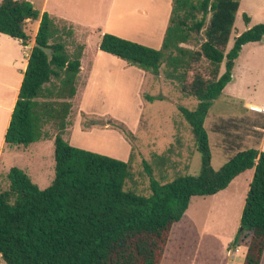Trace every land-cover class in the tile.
I'll use <instances>...</instances> for the list:
<instances>
[{
  "label": "trees",
  "instance_id": "obj_1",
  "mask_svg": "<svg viewBox=\"0 0 264 264\" xmlns=\"http://www.w3.org/2000/svg\"><path fill=\"white\" fill-rule=\"evenodd\" d=\"M239 8L240 0H172L159 49L109 32L102 36L101 51L147 73L163 72L184 97L198 100L194 109L184 105L178 109L201 153L200 173L156 179L153 165L166 175L173 164L172 146L155 154L152 162L144 161L150 193L142 194L127 188L136 179L133 152L124 161L75 147L64 138L86 48L76 42L74 26L41 13L29 0L0 1V33L27 46V20L40 19L36 44L53 49L49 59L33 47L5 142L29 147L54 140L55 146V177L49 187L40 188L18 167L8 173V187H0V264H162L172 228L183 219L192 199L214 196L252 169L241 230L232 247H247L244 264L262 263L264 151L242 150L215 170L205 128L214 101L233 81L244 46L264 39L260 23L238 35L228 50ZM244 20L249 25L247 14ZM176 150L179 154L181 149Z\"/></svg>",
  "mask_w": 264,
  "mask_h": 264
},
{
  "label": "rangeland",
  "instance_id": "obj_2",
  "mask_svg": "<svg viewBox=\"0 0 264 264\" xmlns=\"http://www.w3.org/2000/svg\"><path fill=\"white\" fill-rule=\"evenodd\" d=\"M38 1L34 2L37 6ZM80 1L87 8L93 0ZM150 3L151 0H106L104 10L91 14L97 16L95 20L102 31L106 29L159 49L164 37L161 30L169 22L172 4L159 0H154L153 6ZM134 5L146 6L148 10L136 11ZM244 14L251 19L249 26ZM106 23H109L107 28ZM260 23H264V0H240L228 50L238 35ZM37 28V22L26 25L29 44L33 47ZM86 30V27H78L75 35L76 42L85 44L86 48L78 93L72 100L73 109L64 138L75 147L124 161H128L133 152L136 179L129 182L127 188L142 194L150 193V176L144 161L152 162L155 154L172 146L175 149L171 153L173 164L166 175L153 165V176L168 181L178 174L198 175L201 153L188 122L178 109L179 105L194 109L198 100L184 97L178 84L166 79L163 72L158 76L147 73L101 51L98 29L90 38L82 35ZM95 62L96 73L89 82ZM224 70L223 67L222 73ZM2 72L0 68V79ZM233 73L234 80L214 101L205 121L215 170L224 167L242 150L264 151L261 132L254 130V126L264 127V113H251L261 111L257 109L261 106L248 104V101L264 103V41L244 46ZM148 95L162 96V99L151 101ZM26 148L30 153H22L12 167H21L34 183L46 189L55 177L53 143L50 147L49 143L37 142ZM176 149H181L179 154ZM253 178L254 170H249L223 192L194 197L183 219L172 228L162 264H244L247 247L234 249L232 244L241 230V217ZM4 180L0 182L2 189L8 187V180ZM261 264H264V256Z\"/></svg>",
  "mask_w": 264,
  "mask_h": 264
},
{
  "label": "crops",
  "instance_id": "obj_3",
  "mask_svg": "<svg viewBox=\"0 0 264 264\" xmlns=\"http://www.w3.org/2000/svg\"><path fill=\"white\" fill-rule=\"evenodd\" d=\"M29 1H31L35 5V7L40 10L41 13L48 12L50 13V15H52L55 18L67 20L69 23H71L74 26L75 32L77 34H78V27L80 28L86 27L87 28L86 32L82 34L85 38H90L91 35L95 31H97V29H98V32H100V36H101L100 40L102 36L105 33H107L106 29L102 31L101 28H98V23H96V20H95L97 16L94 15V13L91 14L94 11L104 10L106 0H93L91 5L87 8H84V6L81 5L82 3L80 0H39L38 6L36 5V3H34L35 0H29ZM114 1L115 0H113V2ZM153 1L154 0H151V3H153ZM159 2H165L167 5H169L170 3L172 4V0H159ZM151 3H150V6H153V4ZM85 4L87 5V2H85ZM134 6H135L136 11L141 10V12L145 13L148 10V8L143 5H134ZM168 19H170L169 16H168ZM30 22H37L38 24V28H37L35 38H34V43L36 44L35 40H36V36L39 30L40 19L37 21L27 20V23H30ZM108 26H109V23L108 25L106 23L105 27L107 28ZM167 26L168 24H165V26L161 30V36L165 35ZM248 28H251V27H248ZM262 41H264V39ZM261 42H257V43H261ZM250 44H254V43H250ZM32 49H33V46H31L30 44L25 46L23 45L21 40L13 38L9 35L0 33V68L3 69V72H2L3 75L0 79V88H1L0 89V93H1L0 94V182H5L4 179H7V175L10 172V171L8 172V170L9 169L11 170L13 168L12 164L18 163L16 159L19 156H21L22 153H25L24 155L30 153V151H27L30 149L26 147L8 146L5 142V137H6L8 128L10 126V122H11V118H12L15 105L19 97L20 88L24 80L25 72L28 67V62H29V58L32 53ZM95 65L93 64V66L91 67V77L89 79V82L92 81L93 79L92 76H94V74L96 73V67H97L96 62H95ZM130 67H133V66H130ZM233 80H234V73H233ZM250 103L260 105L261 107H259V109L264 108V103L248 101V104ZM251 113H255L257 115L259 113L260 114L264 113V110L257 111V112L253 111ZM254 130L255 131L259 130L261 132L260 141H263L264 140V127L254 126ZM39 143H49L50 147L52 146V143H53V147L55 149L54 140H45V141H40ZM5 170H7L8 173L4 174L3 171ZM238 177H236L231 182V184L235 182Z\"/></svg>",
  "mask_w": 264,
  "mask_h": 264
},
{
  "label": "water",
  "instance_id": "obj_4",
  "mask_svg": "<svg viewBox=\"0 0 264 264\" xmlns=\"http://www.w3.org/2000/svg\"><path fill=\"white\" fill-rule=\"evenodd\" d=\"M35 46L42 49L48 55L49 59L53 57V49L41 46L40 44H35Z\"/></svg>",
  "mask_w": 264,
  "mask_h": 264
},
{
  "label": "bare ground",
  "instance_id": "obj_5",
  "mask_svg": "<svg viewBox=\"0 0 264 264\" xmlns=\"http://www.w3.org/2000/svg\"><path fill=\"white\" fill-rule=\"evenodd\" d=\"M257 109H259V108H257ZM259 110H261V111H262V110H264V108H262V109H259Z\"/></svg>",
  "mask_w": 264,
  "mask_h": 264
}]
</instances>
